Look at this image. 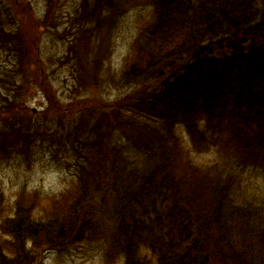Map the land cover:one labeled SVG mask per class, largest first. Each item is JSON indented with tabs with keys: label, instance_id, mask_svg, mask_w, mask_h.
Segmentation results:
<instances>
[{
	"label": "trees",
	"instance_id": "1",
	"mask_svg": "<svg viewBox=\"0 0 264 264\" xmlns=\"http://www.w3.org/2000/svg\"><path fill=\"white\" fill-rule=\"evenodd\" d=\"M142 3L125 92L103 111L83 90L105 76L112 23ZM18 4L0 0V164L49 161L68 186L12 199L0 182V264L96 247L102 264H264V0H80L68 52L38 76ZM34 85L45 122L23 97Z\"/></svg>",
	"mask_w": 264,
	"mask_h": 264
},
{
	"label": "rangeland",
	"instance_id": "2",
	"mask_svg": "<svg viewBox=\"0 0 264 264\" xmlns=\"http://www.w3.org/2000/svg\"><path fill=\"white\" fill-rule=\"evenodd\" d=\"M49 1L51 3H47ZM140 1L131 0V3L134 4ZM18 2L17 10L22 16L18 17L15 27L19 29V26L25 23L23 24V28L27 30L29 39L31 40L30 45L34 49L29 51L33 53V60L38 57L37 61H39L38 63L33 62L31 70L35 76H38L39 73L45 72L46 67L56 63V57L61 58L68 52V48L62 43V39L73 38L72 32L76 28L75 22L70 15L75 16V12L70 5L75 3L78 5L80 0H18ZM142 5L143 3L137 6V8H132L130 14H127L126 18L121 19L118 26H113L115 23H112L110 32L108 31L106 34L108 45L105 76L101 82L96 85H89L83 90L82 97L97 103V107L101 106L103 111H110L116 108L114 102L119 100L125 92L124 89L118 87L116 79L123 68L126 57L130 53L137 26L143 22L144 14L141 13L148 10V7H143ZM50 7H52L53 12L50 11L49 14L48 9ZM69 10L70 14H68ZM34 22L37 23L36 29L33 27ZM4 23H7V21ZM51 26L53 27L51 28ZM96 40L98 42H95ZM101 45V37L98 39V36H95L93 40H90L89 46H92V51L94 52L99 51ZM50 58L52 60H49ZM57 77L54 78L52 87L56 91L62 105L65 106L67 103L73 101L75 94L72 91L71 83L63 86L59 80H56ZM0 89L3 90L1 83ZM23 97L27 101V107L33 110L36 122L41 120L43 117L40 118L41 115L39 116V114L44 109H47L48 103L39 86L34 85L30 87L27 94ZM23 97H21L20 101H23ZM55 115L56 112H49L50 118L55 117ZM42 120L45 122L44 118ZM0 126H2V122H0ZM179 133L183 137L187 136L183 128H179ZM34 167L30 171L27 169L26 163L15 165L5 162L4 164H0V182L7 197L13 199L17 191L24 184L29 189H39L42 192L51 193L59 192L65 188V185L68 186L65 176L59 173L56 166L52 165L51 162L41 161L37 164L35 163ZM95 250L90 252L81 250L75 253L73 257L65 256L63 258L49 252L44 256L43 261L44 264H102L101 256L98 255L99 249L96 247ZM56 257L61 259H57Z\"/></svg>",
	"mask_w": 264,
	"mask_h": 264
}]
</instances>
